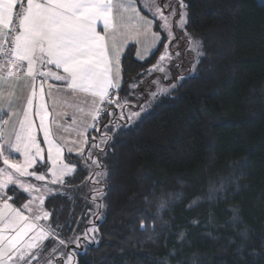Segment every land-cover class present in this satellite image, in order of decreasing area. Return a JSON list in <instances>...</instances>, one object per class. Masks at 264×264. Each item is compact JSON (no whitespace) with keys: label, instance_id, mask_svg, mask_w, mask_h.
<instances>
[{"label":"trees","instance_id":"16d2710c","mask_svg":"<svg viewBox=\"0 0 264 264\" xmlns=\"http://www.w3.org/2000/svg\"><path fill=\"white\" fill-rule=\"evenodd\" d=\"M184 2L186 30L203 41L195 73L111 133L102 167H84L89 145L83 157L67 155L75 172L44 200L51 215L42 221L58 235L44 241L52 250L91 225L93 203L105 206L95 220L98 243L80 251L76 264H264V2ZM162 43L142 60L134 43L125 49L120 99L157 63ZM113 119L107 116L99 135ZM100 168L108 173L106 195L93 201L89 186L98 185ZM8 193L18 206L28 199L17 188ZM162 196L168 203L158 210Z\"/></svg>","mask_w":264,"mask_h":264},{"label":"snow or ice","instance_id":"6c2138e0","mask_svg":"<svg viewBox=\"0 0 264 264\" xmlns=\"http://www.w3.org/2000/svg\"><path fill=\"white\" fill-rule=\"evenodd\" d=\"M180 6L179 19L176 8L169 10L168 0L163 5H158L156 0H0V160L6 167L0 168V264H31L37 259V251L44 240L51 235L55 239V230L51 225L39 224V220L47 219L51 214L43 212L32 206L35 201L43 204L46 194L56 193L43 185L44 191L40 196L34 197L23 205L25 211L14 207L9 201L5 190L17 188L27 194L41 192V189L28 184L21 179L34 177L38 181H45L43 174L37 175L35 171H29L39 162L44 164V148L37 138L38 131L43 134L51 175L49 183L63 185L64 178L75 172V166L64 162V146L59 142L56 131L61 125L59 119L66 114L57 113L52 116L50 108L54 109L56 101L55 93H63L70 99L76 111L81 113L78 127L82 129L79 135L84 137L82 145H87L86 133L89 129L99 131L97 124L101 114L112 113L104 105L112 104L121 111L116 121H109L114 130H122L129 127L133 121L145 111V105L140 106L139 112L124 111L129 107L125 98L121 100L118 91L121 85V54L124 46L129 42L140 43L150 38L151 49L154 51L158 45L166 40L165 51L160 56L157 65L148 70V73L159 70L160 63L171 60L172 55L168 51V44L176 38L173 31L175 27L188 36L187 50L195 53L196 64L204 57L202 50L203 41L192 37L186 30L188 13L184 0H178ZM148 13L152 19L141 14L140 9ZM115 9V12H114ZM159 22L160 30L164 34L153 32L154 23ZM98 25L102 30L98 31ZM148 48L145 52H148ZM179 56V52L176 53ZM138 59H143L139 53ZM196 64L188 76H181V81L192 77L196 71ZM56 69L55 71L53 70ZM60 82V86L49 83ZM23 82L28 88V95H17V86ZM47 85V87H45ZM135 88L136 85H130ZM173 89L176 85L171 86ZM168 88L150 93V101L157 95L167 94ZM46 96L52 103H46ZM83 97V101L80 98ZM38 101V104L34 102ZM149 101V102H150ZM84 103L87 111L80 107ZM67 106V105H66ZM39 117V127L33 118ZM7 116V119L4 117ZM73 119L74 117H68ZM5 126H8L7 129ZM106 128L108 125L105 126ZM95 141V137L92 138ZM112 139L105 133L99 143H93L92 148H97L103 153L102 144ZM73 148H67L69 155L73 154ZM76 154L83 157L84 147H78ZM22 156V161L10 159V155ZM91 165L102 167L98 158L92 157L91 151L87 153ZM84 167L87 169L88 164ZM96 176L107 178V171L96 173ZM99 183L98 180L93 181ZM96 196L103 197L106 194L101 190H95ZM168 203L165 197H161L158 210H163ZM195 204H190L192 207ZM97 208L105 207L103 204ZM236 213L237 209H232ZM239 220L234 215L233 221ZM195 223V221H194ZM145 226L141 224V228ZM98 228L89 227L82 233L85 241L91 240L98 243L91 233L98 232ZM179 238L184 239L180 233ZM81 236L74 238L76 245L74 252L84 251L87 247L80 243ZM64 244L63 240L59 241ZM69 254L68 260L71 261Z\"/></svg>","mask_w":264,"mask_h":264},{"label":"rangeland","instance_id":"374dc122","mask_svg":"<svg viewBox=\"0 0 264 264\" xmlns=\"http://www.w3.org/2000/svg\"><path fill=\"white\" fill-rule=\"evenodd\" d=\"M258 1L264 2V0H258ZM168 2H169V10L174 6L176 8V11H177V16L175 17V19H179L180 6L178 3V0H168ZM156 3L158 5L162 6L164 3V0H156ZM185 5H186V3H185ZM185 11L187 12V7H186ZM157 27H158V32L162 34L161 36H163L164 34L160 30L159 22H157ZM154 31L156 32L155 28H154ZM172 31L176 37L172 41L171 44H168V51L172 55V59L166 60V61L160 63V67H162L164 69L163 72L156 70V71L151 72V74H149L148 71H146L145 73H143L141 75V78L137 82L134 83L136 85V87L134 89L132 88L133 93L130 95V97L126 98L128 101L129 107L127 109H124V111H126V112L127 111L139 112L140 106L145 105V111L142 112L140 115V117H142V115H144L153 106V104L156 101H158L159 99H161L162 97H164L166 95H171L173 93V90L177 88L178 84L181 81L178 78L181 76L189 75V73L191 72V70L193 68V65L196 64L195 53L187 50L188 36H186L183 31H179L176 29L175 20H173ZM162 42L167 43L166 40H164ZM165 43H164V45H165ZM135 45H136V55H137L138 46H137V44H135ZM164 51H165V49H164ZM164 51H163V53H164ZM177 52H179V56H176ZM144 54H145V52L143 53V55ZM151 54H152V52H149L145 56L149 57ZM158 61H157V63H158ZM157 63L155 65H157ZM172 85H176V87L173 89L171 87ZM163 88H168L169 89L168 93L157 95V97L154 100L150 101V93L158 92V90L163 89ZM122 100H124V99H122ZM120 111H121L120 109H117L116 110L117 114H116V112L114 110H111L112 116H109L107 113L101 114V117H100L101 120L99 119V126L97 125V128H100L101 126H103L104 122L107 119V116H109L110 118H113V117L116 118ZM139 118L135 119L133 121V123H136V121ZM115 121H116V119H113V122H115ZM70 124H74V123H70ZM106 124L108 125V127L107 128L105 127L102 130V132H103L102 135H99L98 131H94L92 133V135H90V137L88 139V143L84 147L85 153L88 151V145H89V147H91V145L94 143L93 139H92L93 137H95V139L97 138V143H99L102 136L105 133H107V135L110 136V135H112L111 133L116 131L113 129L111 124H108V123H106ZM57 137H59V136H57ZM83 139H84V137L82 135L69 134V135L64 136V138L61 137L60 141L66 147L73 148L74 153L71 154V156L74 155L75 157H81L80 155L75 154L76 153L75 150L78 147L84 146V145H82ZM109 141H107V143H105V144H102L101 147L104 148L105 146H107ZM91 154H93L92 157H94V158L99 157L98 159L101 160L104 153H101L100 150L97 148H92ZM67 155H69V154L66 152L65 157ZM67 161L71 162V161H69V159ZM90 164H89V167L87 169H90L92 171L95 168H97L96 166L90 167ZM83 165H85V163H83ZM74 166H75V164H74ZM75 169H76V166H75ZM103 171H105V170L100 168L99 170H96L95 172L99 173V172H103ZM40 174L45 175L46 179H45V181H38L35 179V182L38 181V185L36 184L35 187L41 189V192H32L31 194H29L32 197V199L34 197H38L41 195V193L44 191L43 185H45V184H48V187L52 190V192H56V189L58 188L57 184L49 183V181L51 180V175L48 172V165L47 164L43 165L41 168H38L37 175H40ZM94 179L98 180L99 183H98V185L89 186L90 189H95V190L103 189L102 183L105 181V178H102L100 176H96V174H95ZM26 185H27V183H26ZM61 187H62V185H61ZM58 189H61V188H58ZM88 191H90V190H88ZM88 191H87V193H88ZM49 195H51V194L44 195L43 203H44V200L46 199V197H48ZM95 195H96V193H95ZM96 198L100 199L102 197L96 196ZM96 205H99V203H93V209L91 210L90 218L88 219L89 223H91V225L89 227H96L97 228V225H95V222H96L95 220L96 219H98V221L102 220V217H103V213L102 212L99 213V211H101L102 208H97ZM32 206L34 207V209L38 208L40 210L39 214L41 216H42V213L46 211L43 207V204L42 205L39 204L38 201H35ZM21 210L24 211L23 208ZM25 214L30 215L29 213H26V212H25ZM42 220H45V219L39 220V224L46 226ZM89 227H87V228H89ZM83 232L84 231H81L79 234L68 237L67 239H63V241L65 243L64 244L58 243V245H56V247H54L56 244V240L51 242L50 246L54 245L53 250H52V248H49L48 246L45 245V243H44L45 240H44L41 248L39 250H34V251H37V259L32 260L31 264H76V257L80 251L74 252V249L76 248V245L73 243L74 238L77 236H81L80 243L83 242V245H86V247L92 243L91 240L85 241L82 238ZM91 236H94L95 240L98 241L97 232L91 233L90 237ZM55 237L58 239V235H56ZM69 254L72 255L71 261L68 260Z\"/></svg>","mask_w":264,"mask_h":264},{"label":"crops","instance_id":"0c3cea01","mask_svg":"<svg viewBox=\"0 0 264 264\" xmlns=\"http://www.w3.org/2000/svg\"><path fill=\"white\" fill-rule=\"evenodd\" d=\"M115 2H117V0H114V3ZM140 11H141V14L144 15L146 18L152 19L151 17H149L148 15H146L145 13H143L142 8L140 9ZM114 12H115V9H114ZM154 28H155V23H154V27L152 29L153 32H155L154 31ZM99 30H102V29L98 25V31ZM156 32L159 33L157 30H156ZM159 34L162 35L161 33H159ZM131 43H133V42L129 41L124 46V49H123L122 54L124 53L125 49L129 46V44H131ZM135 44H137V46H138L137 54L139 53L142 57H144L143 59L147 58L145 56L147 53L153 52V50L150 47V45H151L150 38L144 40L143 42L135 43ZM146 48H148V50H149L148 52H145V49ZM144 52H145V54L143 55ZM122 54H121V56H122ZM139 60H142V59H139ZM53 70L55 71L56 69L53 68ZM121 78H122V73H121ZM49 83L55 84L57 87L60 86V82L49 81ZM121 83H122V79H121ZM45 87H47V85ZM16 92H17V95L18 96H20V97H26L28 95V88L24 86L23 82H21L17 86ZM53 99H55V101H56V106H55L54 109L50 108V112L52 113V116L50 117V119L52 117H55L57 113L66 114L63 118H60L59 119V124L61 125V127L59 128V130H55L54 129V131H56V136H59V138H61V137L64 138V136L69 135V134H72V135L79 134L82 131V129H80L78 127L79 120L82 118L81 113L77 112L75 107L70 106V104H71L70 99L65 98L63 93H55ZM83 99L84 98L81 97L80 98V101H83ZM34 103L35 104H38V101H35ZM46 103H49V104L52 103V100H50L47 96H46ZM79 106L80 107H83L84 110L87 111V108L85 107L84 103L81 102L79 104ZM68 117H74L76 122L74 123L73 119L68 118ZM4 118L7 119V116H5ZM33 118L36 121V125H37V128H38L39 127V117L37 115H35V109H34ZM70 123H74V124H70ZM5 127L7 129L8 126H5ZM90 131H91V129H89L88 132L86 133L88 139H89V132ZM37 138L40 141L41 147L45 149V151L43 153L45 163L44 164H40L39 162H37V164L34 166V168L29 169V171H35L36 173H38V168H41V166H43V165H46L47 164L48 165V168L50 167V162L48 161V155H47V151H46V144L43 141V134H42L41 131H38ZM59 142H61V141L59 140ZM62 145H63V143H62ZM63 146L65 148V151L63 153L64 162L65 163H68L70 165H74L73 163L67 161V158L65 157V155H66V152H67V148L68 147H66L65 145H63ZM83 147H85V145ZM84 153H85V151H84ZM10 159H12L14 161H22V156H20L18 154L17 155H10ZM3 167H6V166L3 164L2 160H0V168H3ZM21 179H23L27 183V185L28 184H31V185H34V186H36V184L38 185V181L35 182V178L34 177H24V178H21ZM5 193H6V196L7 197H11L9 195V193H8V189L5 190ZM27 195H28V199L26 200L25 203H28L30 200H32V197L29 194H27ZM9 202L12 203L14 207H17V208H20V209H22L23 208V205L25 204L24 203L22 206H18V205H16L13 202V199H11ZM2 204H3V200L0 199V206H2ZM43 207H44V203H43ZM24 211L26 213H28L27 210L24 209Z\"/></svg>","mask_w":264,"mask_h":264}]
</instances>
